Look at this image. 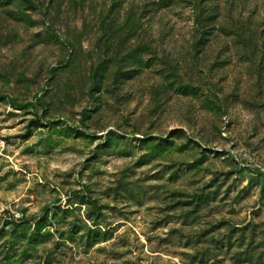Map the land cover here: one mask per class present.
<instances>
[{
  "label": "rangeland",
  "instance_id": "1",
  "mask_svg": "<svg viewBox=\"0 0 264 264\" xmlns=\"http://www.w3.org/2000/svg\"><path fill=\"white\" fill-rule=\"evenodd\" d=\"M0 264H264V0H0Z\"/></svg>",
  "mask_w": 264,
  "mask_h": 264
}]
</instances>
